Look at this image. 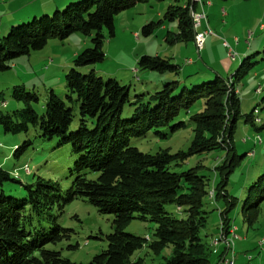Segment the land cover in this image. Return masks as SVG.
Segmentation results:
<instances>
[{
    "label": "trees",
    "instance_id": "1",
    "mask_svg": "<svg viewBox=\"0 0 264 264\" xmlns=\"http://www.w3.org/2000/svg\"><path fill=\"white\" fill-rule=\"evenodd\" d=\"M166 1L170 0H80L53 15L13 26L0 38V74L9 71L20 57L43 50L50 39L64 41L81 33L91 37L93 45L77 55L73 69L66 74L65 99L52 90L40 115L34 108L39 103L38 95L25 86H16L12 98L23 108L0 116L6 134H27L34 129L44 141L56 139L60 146H69L75 176L63 196L61 187L51 180L39 177L35 183L24 185L0 167V264H77L47 248L68 240L72 231L63 228L58 217L43 215L55 206L63 213L64 207L76 200L87 202L101 215L113 217L114 232L106 237L107 249L89 264H144L141 258L132 261L144 247L156 256L170 248L162 264H211V235L204 233L210 214L205 208L207 201L223 204L217 210L227 232L232 228L229 213L237 206L244 213L253 211L256 218L264 201V168L245 201L231 197L227 190L237 161L232 138L240 98L234 83H224L217 77L189 90L173 82L147 102L144 96L130 102L127 86L113 79L105 81L95 70L79 71L105 61L104 31L115 36V18L121 12L138 4ZM171 1L163 19L144 26L141 34L148 37L156 27L175 23L177 32H169L166 42L173 46L194 43L190 15L196 6L192 0ZM138 65L141 70L160 74L178 76L181 72L178 64L159 56H143ZM127 104L134 106V112L125 119ZM76 110L79 127L72 131ZM182 111L190 114L188 122L179 119ZM187 123L193 126L188 151L160 150L153 155L133 145V141L151 132L166 137L161 130L174 132L185 129ZM29 145L30 142L19 147L16 157ZM220 151L225 152V158L214 169V179L206 175L200 161L191 163L197 156ZM6 183L20 184L27 192L26 198L9 197L3 189ZM211 189L215 191L214 200L209 198ZM168 206H175L182 218L169 213ZM44 218L49 222V233L38 226ZM134 220L156 223L153 238L127 233L126 227Z\"/></svg>",
    "mask_w": 264,
    "mask_h": 264
},
{
    "label": "rangeland",
    "instance_id": "2",
    "mask_svg": "<svg viewBox=\"0 0 264 264\" xmlns=\"http://www.w3.org/2000/svg\"><path fill=\"white\" fill-rule=\"evenodd\" d=\"M171 4V0L138 4L121 12L115 18V36L110 37L104 31L105 61L92 67L80 68L79 71L88 73L95 70L105 81L113 79L122 86H127L130 102H134L137 96H144L147 102L166 84L173 82H180V88L184 86L189 90L194 86L213 82L217 77L224 83H234L240 98L239 116L232 138L237 161L229 175L227 190L231 197L245 201L249 189L262 175L264 168V0H215L213 11L209 10V29L213 35L208 37L199 54L193 43L173 46L166 42L168 33H175L174 23L166 22L167 30L162 29V26L156 27L148 37L141 34L144 26L163 19ZM222 7L225 8L227 17H222ZM236 40L239 41L238 44ZM225 43L228 45L225 46ZM92 46L91 37L75 33L64 41L50 39L43 50L15 60L9 71L0 74V116L23 108L12 98L16 86H25L28 91L38 95L39 103L34 108L40 115L44 112L52 90L55 95L65 99L66 74L73 69L77 55ZM229 52L234 58L228 55ZM143 56H159L170 60L181 67V72L177 76L173 73L160 74L141 70L138 62ZM190 59L193 64L188 63ZM259 88L262 89L260 93ZM133 112L134 106L127 104L123 118H131ZM189 116L190 114L182 111L179 119L188 122ZM187 124L185 129L174 132L161 130L166 137L151 132L146 138L133 141V145L142 152L153 155L160 150H169L171 153L188 151L193 140V126ZM78 127L76 110L71 130L75 131ZM28 142L30 145L26 151L16 157L17 149ZM224 158L225 152L220 151L197 156L191 159V163L200 161L206 175L214 179V169L223 163ZM0 167L11 172L24 185L35 183L39 177L51 180L61 187L63 196H66L75 179L71 148L60 146L56 139L44 141L34 129L27 134L12 135L6 134L0 125ZM25 167L29 168V172H26ZM3 189L9 197L24 199L27 196L20 184L6 183ZM218 207L223 208V204H211V201H207L205 206L210 214L204 233L211 235V242L221 223ZM166 210L177 219L183 216L175 206H168ZM251 213L253 211L244 213L240 206L229 213L232 228H237V231L236 238H233L234 256L231 251L228 258L233 257L235 264H264V201L260 203L255 219ZM50 214L58 217L63 228L72 231L68 240L47 246L48 249L61 253L62 258L77 264H89L95 256L107 249L106 237L114 232L112 216L101 215L95 207L82 200L67 204L63 213L55 206L43 215L47 217ZM40 221V229L49 233L47 219ZM156 228L157 224L154 222L134 220L125 231L146 239L153 238ZM170 252L168 248L156 256L149 248L144 247L134 254L132 261L141 258L144 264H162ZM214 259L213 256L212 260ZM212 264L219 263L214 261Z\"/></svg>",
    "mask_w": 264,
    "mask_h": 264
},
{
    "label": "crops",
    "instance_id": "3",
    "mask_svg": "<svg viewBox=\"0 0 264 264\" xmlns=\"http://www.w3.org/2000/svg\"><path fill=\"white\" fill-rule=\"evenodd\" d=\"M78 1L80 0H0V38L5 34H7L13 26L31 21L34 18H40L42 16L52 15V13H55L58 10L62 11L69 4L76 3ZM202 1L206 4L205 11L208 16L207 21L203 23V28L205 29L210 24L211 15L209 14V10L213 11L216 4H215V0H202ZM208 3H210L211 5H209ZM222 12H223L222 17L223 18L224 16L227 17V13L225 12L224 7H222ZM162 27H163L162 29H166V30L168 29V27H166L165 25ZM174 28L175 30L173 32L176 33L177 26L175 23H174ZM224 45L227 46L228 44L225 43ZM230 53L231 52L228 53L229 56ZM190 64H193V62ZM185 71L186 70L184 69L183 72ZM223 253L224 250H220L219 252L214 253L213 255L215 258L214 261H217L219 264H223V260L227 255L226 252L224 254ZM214 261L211 260V264Z\"/></svg>",
    "mask_w": 264,
    "mask_h": 264
},
{
    "label": "built area",
    "instance_id": "4",
    "mask_svg": "<svg viewBox=\"0 0 264 264\" xmlns=\"http://www.w3.org/2000/svg\"><path fill=\"white\" fill-rule=\"evenodd\" d=\"M208 4L211 5L210 3ZM195 6H196V9H194V19H195V27L197 29V38H196L195 46L199 54L203 50L208 37L213 35V32L209 29V26H208V29L203 28V23L206 22L208 19L207 13L205 11L206 4L202 0H195ZM230 56L234 58L232 53H230ZM188 63L190 64L192 62L189 61ZM260 91H262L261 88L258 89V92ZM236 231L237 229L235 228V229H230L229 232H227L225 228L223 227V224L220 223V228L218 229V233L216 237L213 239L212 249H213V244L215 243V241H223V250L227 254L223 260V264H235V260L233 257L228 258V254H230L231 251L229 248V244H227V237L236 238ZM233 256H234V252H233Z\"/></svg>",
    "mask_w": 264,
    "mask_h": 264
},
{
    "label": "bare ground",
    "instance_id": "5",
    "mask_svg": "<svg viewBox=\"0 0 264 264\" xmlns=\"http://www.w3.org/2000/svg\"><path fill=\"white\" fill-rule=\"evenodd\" d=\"M192 2L194 3L195 5V0H192ZM191 14H192V19H193V27H194V31H195V39H194V44L196 43V38H197V29L195 27V19H194V7L191 8ZM261 92V91H260ZM259 92V93H260ZM26 169V172L28 171L29 172V168L28 167H25ZM209 198L212 200V199H215V191L214 189H211L210 190V193H209ZM231 229H235V228H231ZM237 229V228H236ZM234 237H227V244H229V248H230V251H233L234 252V249H235V243H234ZM213 242V240H212ZM212 242H211V247H212ZM220 250H223V241H215V243L213 244V251L214 253H217L219 252Z\"/></svg>",
    "mask_w": 264,
    "mask_h": 264
},
{
    "label": "water",
    "instance_id": "6",
    "mask_svg": "<svg viewBox=\"0 0 264 264\" xmlns=\"http://www.w3.org/2000/svg\"><path fill=\"white\" fill-rule=\"evenodd\" d=\"M190 16H191V18H192V14H191Z\"/></svg>",
    "mask_w": 264,
    "mask_h": 264
}]
</instances>
